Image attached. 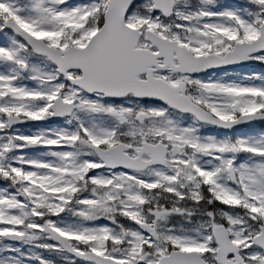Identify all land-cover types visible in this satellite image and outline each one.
Masks as SVG:
<instances>
[{
	"label": "snow or ice",
	"instance_id": "6c2138e0",
	"mask_svg": "<svg viewBox=\"0 0 264 264\" xmlns=\"http://www.w3.org/2000/svg\"><path fill=\"white\" fill-rule=\"evenodd\" d=\"M0 264H264V0H0Z\"/></svg>",
	"mask_w": 264,
	"mask_h": 264
}]
</instances>
